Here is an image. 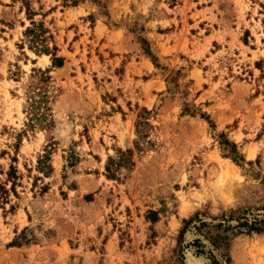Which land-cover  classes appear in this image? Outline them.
<instances>
[{
	"label": "rangeland",
	"instance_id": "374dc122",
	"mask_svg": "<svg viewBox=\"0 0 264 264\" xmlns=\"http://www.w3.org/2000/svg\"><path fill=\"white\" fill-rule=\"evenodd\" d=\"M241 212L264 219V0H0V264H264Z\"/></svg>",
	"mask_w": 264,
	"mask_h": 264
},
{
	"label": "trees",
	"instance_id": "16d2710c",
	"mask_svg": "<svg viewBox=\"0 0 264 264\" xmlns=\"http://www.w3.org/2000/svg\"><path fill=\"white\" fill-rule=\"evenodd\" d=\"M32 26L27 27L24 31V35L29 38V43L31 45V48L35 49V51L39 53H45L47 55L51 56L52 61V67L60 68L63 66L64 59L62 57H58L56 55L57 47L53 45L52 49H49L47 44H44L43 42L46 41L45 34L47 33L46 28L42 23H34L31 22ZM43 43V44H42ZM41 44V45H40ZM48 70L42 71L37 70V79L38 81L33 85L34 93L38 96L37 100L33 101V104L31 105V110L35 111L36 109H39L41 103H45L47 101L48 95V82L50 80V76L48 75ZM41 118H44V115L42 114ZM121 154V160H124V164H133L131 160V151H119ZM44 159H47L44 157ZM115 165L118 166L119 164L115 163L114 161H109V163L106 166V171L109 173V178H114L115 174L111 171V166ZM14 170V169H12ZM51 170L50 167H48V171ZM264 218V214H263ZM199 220V219H198ZM238 224L235 228L238 229V233H261L264 232V219H257L253 218L251 221L245 216L244 212L240 213V216H238ZM200 221V220H199ZM192 222V219L185 221L186 224H189ZM205 223H201V225H204ZM185 229V228H184ZM184 229L181 231V235L184 232ZM196 243V242H195Z\"/></svg>",
	"mask_w": 264,
	"mask_h": 264
},
{
	"label": "bare ground",
	"instance_id": "6f19581e",
	"mask_svg": "<svg viewBox=\"0 0 264 264\" xmlns=\"http://www.w3.org/2000/svg\"><path fill=\"white\" fill-rule=\"evenodd\" d=\"M228 174L230 173V172H233V167L232 166H229V169L226 171Z\"/></svg>",
	"mask_w": 264,
	"mask_h": 264
}]
</instances>
